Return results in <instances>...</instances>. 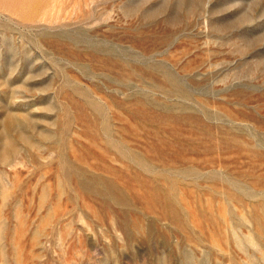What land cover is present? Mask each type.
Listing matches in <instances>:
<instances>
[{"label":"rangeland","instance_id":"obj_1","mask_svg":"<svg viewBox=\"0 0 264 264\" xmlns=\"http://www.w3.org/2000/svg\"><path fill=\"white\" fill-rule=\"evenodd\" d=\"M0 264H264V0H0Z\"/></svg>","mask_w":264,"mask_h":264}]
</instances>
